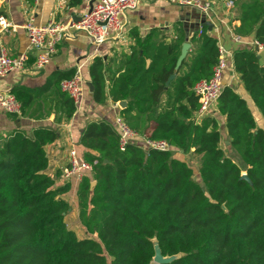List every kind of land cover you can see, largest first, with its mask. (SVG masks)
<instances>
[{
  "label": "trees",
  "instance_id": "obj_1",
  "mask_svg": "<svg viewBox=\"0 0 264 264\" xmlns=\"http://www.w3.org/2000/svg\"><path fill=\"white\" fill-rule=\"evenodd\" d=\"M237 34L264 46V0H251L242 10ZM193 42L196 51L179 68L184 38L169 42L158 30L137 37L118 75L106 78L104 60L94 59L89 75L95 103L128 101L120 116L129 128L146 139L168 141L185 159L174 152H146L138 142L121 151L115 126L88 123L79 146L93 169L76 197L80 220L93 238L78 239L67 229L70 207L63 195L70 185L55 188L45 173V148L57 133L17 131L0 144V264H154V241L163 257L179 256L168 264H264V129L232 87L224 88L217 104L226 118L227 151L215 118L196 122L200 105L194 88L212 77L219 50L204 34ZM233 66L264 120L263 58L253 47L237 49ZM74 74L56 73L49 82L58 100V122L76 112L60 89L61 81ZM40 92H12L22 116ZM163 94L168 102L159 111ZM190 155L199 160L200 181L188 163Z\"/></svg>",
  "mask_w": 264,
  "mask_h": 264
},
{
  "label": "crops",
  "instance_id": "obj_2",
  "mask_svg": "<svg viewBox=\"0 0 264 264\" xmlns=\"http://www.w3.org/2000/svg\"><path fill=\"white\" fill-rule=\"evenodd\" d=\"M210 1L214 7V15L206 20L194 10L180 8L167 0H140L137 10L127 12L120 17L123 30L112 33L109 40L99 47L92 45L84 33L70 29L58 53L42 71L35 69V60L32 57L22 71L11 73L5 78L0 77V94L12 93L21 88L31 91L42 90L38 94L35 93L33 103L26 115L20 117L0 115V144L17 131L32 136L39 128L54 130L57 133V140L45 148L49 161L45 173L55 181L57 175L63 173L62 170L68 166L69 153L72 149L75 148L83 157L84 150L79 146V140L86 125L90 122L105 121L114 126L115 119L122 110L116 107L110 98L105 105H98L93 100V93H90L87 83L91 82L89 71L94 59L100 57L104 60L107 68L106 78L111 73L118 75L122 69L121 59L123 55L131 54L132 47L137 43V37L145 39L153 30L168 36L169 42L183 37L184 44L190 45L186 60L197 49L193 38L202 36L199 35L201 28L204 35L215 39L218 45L223 46L230 53L227 57L229 67L224 76V85L237 90V93L247 101L258 127L264 129V120L244 90L240 76L235 73L233 66L234 52L241 48H251L254 41L253 37H242L237 34V29L241 26L242 10L251 3V0H233V8L227 7L229 0ZM84 11V0H40L38 3L34 0H0V17H4L11 24L6 30L0 27V53L5 49L9 56L17 57L29 50V40L23 25L30 18H34L38 26L46 25L51 21L75 24L80 21ZM179 27H182V32ZM236 36L242 38V43L234 41ZM71 71L80 72L84 81L83 95L76 106L73 118L58 122L55 114L58 100L54 87L48 88L49 82L56 73ZM106 85L108 93V80ZM167 102L168 97L163 94L160 98L159 111L165 108ZM212 117L218 122L222 145L224 144L228 150L226 118L220 115L217 107L213 108ZM142 141L143 139H139L138 143L141 144ZM59 178H63L62 175ZM67 183L70 185V191L75 192L76 195L80 182L74 179Z\"/></svg>",
  "mask_w": 264,
  "mask_h": 264
},
{
  "label": "built area",
  "instance_id": "obj_3",
  "mask_svg": "<svg viewBox=\"0 0 264 264\" xmlns=\"http://www.w3.org/2000/svg\"><path fill=\"white\" fill-rule=\"evenodd\" d=\"M40 0H34L38 3ZM85 11L80 16L78 23L63 24L51 21L46 25L38 26L34 18H30L23 25V29L29 40V50L17 57L8 55L5 49L0 53V77L5 78L11 73L22 71L30 59L34 57L35 69L42 71L52 61L58 53L59 47L64 42L67 32L74 29L84 33L91 44L95 47L104 45L112 35L123 30V24L120 17L130 11L139 8L140 0H84ZM170 4L180 8H188L199 11L206 20L214 15V7L210 0H167ZM227 7L233 8L234 1L229 0ZM0 27L8 29L11 24L0 17ZM14 29V27H13ZM199 35H203V29L199 30ZM236 43H242V38L234 37ZM257 54L264 60V46L254 40L251 45ZM219 60L213 68V75L209 80L200 81L194 88L195 95L198 97L199 109L195 113L196 122L200 123L204 118L212 116L213 108L217 107L221 97L224 85V76L228 69L227 57L230 53L221 45H218ZM83 79L79 71H76L70 79H64L60 83V89L67 94L77 106L83 95ZM119 107V103L116 104ZM8 114L15 117L22 116V107L18 99L12 93L0 94V115ZM114 126L119 135V148L125 151L128 145L136 144L139 139H143L138 146L144 151L174 152L171 144L165 140H151L140 136L129 126L119 115L114 122ZM184 156V154H182ZM93 166L86 162L74 148L69 153V164L63 170L62 177L67 180H77L79 182L86 176L91 175Z\"/></svg>",
  "mask_w": 264,
  "mask_h": 264
},
{
  "label": "rangeland",
  "instance_id": "obj_4",
  "mask_svg": "<svg viewBox=\"0 0 264 264\" xmlns=\"http://www.w3.org/2000/svg\"><path fill=\"white\" fill-rule=\"evenodd\" d=\"M256 117L258 116L256 115ZM222 148L225 151H227L226 146L224 144L222 145ZM226 154L229 156H232L233 159L236 160L239 165L242 164L241 161L237 157H235L232 153H226ZM179 157L185 159L183 156H179ZM188 157H189L188 163L194 169V172H195L194 177L197 181H200L199 160L194 155H190ZM60 175H62V172H60ZM60 175L58 174L54 181L55 188L65 187L69 185L67 183V180H65L64 178H61V179L59 178ZM63 197L68 201L69 207H70L69 211L65 215V223H66L67 229L72 231L78 239L93 238L87 233L86 228L84 227V225L82 224L80 220L79 207H78L77 197L75 195V192L69 191L66 195H63Z\"/></svg>",
  "mask_w": 264,
  "mask_h": 264
},
{
  "label": "water",
  "instance_id": "obj_5",
  "mask_svg": "<svg viewBox=\"0 0 264 264\" xmlns=\"http://www.w3.org/2000/svg\"><path fill=\"white\" fill-rule=\"evenodd\" d=\"M199 16H201V13L199 11H195ZM80 20V19H79ZM207 26H209V24H207ZM190 45L189 44H184L182 47V51H181V55L178 59V63H177V67H181L182 63L186 60L187 55H188V51H189ZM257 51V50H256ZM260 58V56H259ZM175 78L174 75H172L169 79V81L167 82V86L170 84V82ZM87 87L89 88L90 93L94 92V86L91 82L87 83ZM119 107L123 110L126 109L128 107V101H121L119 102ZM229 144V143H228ZM242 179L246 180V181H250L248 179V177L246 175L242 176ZM95 183H92V186H94ZM156 242V244H155ZM154 247H155V252L156 255L153 259L154 264H168L171 263L172 261L176 260L179 258V256H174V257H163L161 250L159 248V244L157 241H154Z\"/></svg>",
  "mask_w": 264,
  "mask_h": 264
},
{
  "label": "bare ground",
  "instance_id": "obj_6",
  "mask_svg": "<svg viewBox=\"0 0 264 264\" xmlns=\"http://www.w3.org/2000/svg\"><path fill=\"white\" fill-rule=\"evenodd\" d=\"M155 244H156V242H155Z\"/></svg>",
  "mask_w": 264,
  "mask_h": 264
}]
</instances>
